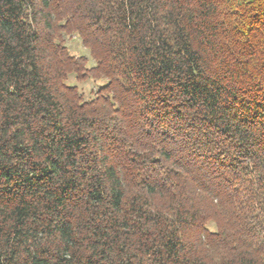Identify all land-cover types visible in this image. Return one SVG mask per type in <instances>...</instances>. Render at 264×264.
Listing matches in <instances>:
<instances>
[{
	"label": "trees",
	"instance_id": "trees-1",
	"mask_svg": "<svg viewBox=\"0 0 264 264\" xmlns=\"http://www.w3.org/2000/svg\"><path fill=\"white\" fill-rule=\"evenodd\" d=\"M0 264H264V0H0Z\"/></svg>",
	"mask_w": 264,
	"mask_h": 264
},
{
	"label": "rangeland",
	"instance_id": "rangeland-1",
	"mask_svg": "<svg viewBox=\"0 0 264 264\" xmlns=\"http://www.w3.org/2000/svg\"><path fill=\"white\" fill-rule=\"evenodd\" d=\"M67 45L69 47V49L71 50L72 53L77 54V55H84L89 57V52L88 49H86L85 47H83L79 41V39L75 36L72 35L68 40H67ZM92 64L93 61H91L90 59L88 60V64ZM104 83L103 80L97 81L96 83H93L92 81H86L84 83H80L78 84L79 87L85 91L86 93H88L91 89L95 88L96 84H102Z\"/></svg>",
	"mask_w": 264,
	"mask_h": 264
}]
</instances>
